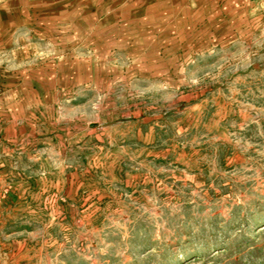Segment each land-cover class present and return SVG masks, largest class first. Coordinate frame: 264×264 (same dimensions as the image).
Returning a JSON list of instances; mask_svg holds the SVG:
<instances>
[{"label":"rangeland","instance_id":"1","mask_svg":"<svg viewBox=\"0 0 264 264\" xmlns=\"http://www.w3.org/2000/svg\"><path fill=\"white\" fill-rule=\"evenodd\" d=\"M22 1L0 0V264H264L263 3L149 47Z\"/></svg>","mask_w":264,"mask_h":264},{"label":"crops","instance_id":"2","mask_svg":"<svg viewBox=\"0 0 264 264\" xmlns=\"http://www.w3.org/2000/svg\"><path fill=\"white\" fill-rule=\"evenodd\" d=\"M230 2L231 0H23L22 4L25 7L29 5L32 14H37L39 19L49 21V27L55 35L61 34L63 27L65 31L67 28L68 36H95L97 44H103L105 37L114 46L119 42H131L130 39L134 38L138 45L161 47L166 40L162 41L160 38L173 35L184 36L191 33L193 38L195 36V42H199L201 15L205 13L209 15V29L223 24L231 29L233 14L226 9ZM243 2L246 6L256 4L252 0ZM260 2L264 5V0ZM255 14L254 19H260L259 13ZM243 15L245 23L241 21L239 24L243 28L240 31L247 29L246 17L249 12ZM217 20H224V23L217 25ZM57 49L67 52V47ZM56 68L53 76L65 72L62 65ZM57 70L59 73H56Z\"/></svg>","mask_w":264,"mask_h":264},{"label":"built area","instance_id":"3","mask_svg":"<svg viewBox=\"0 0 264 264\" xmlns=\"http://www.w3.org/2000/svg\"><path fill=\"white\" fill-rule=\"evenodd\" d=\"M253 1H261V0H253Z\"/></svg>","mask_w":264,"mask_h":264}]
</instances>
